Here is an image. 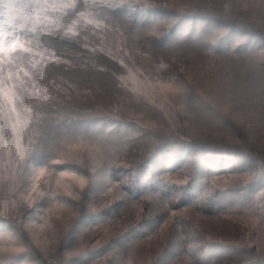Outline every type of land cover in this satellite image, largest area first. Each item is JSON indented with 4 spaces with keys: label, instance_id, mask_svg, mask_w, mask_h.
<instances>
[{
    "label": "trees",
    "instance_id": "1",
    "mask_svg": "<svg viewBox=\"0 0 264 264\" xmlns=\"http://www.w3.org/2000/svg\"><path fill=\"white\" fill-rule=\"evenodd\" d=\"M74 2L78 8L71 19L63 18V13L55 14L56 17L63 19L59 21V28L55 24L49 26L54 35L46 36L45 32L40 31L28 34L25 39L32 41L28 44L31 52L17 54L13 57V62L10 65L5 64L3 68V78L7 79L10 73L13 77L8 82V87H14L22 117H25V111H32L35 118L33 121L41 124L54 112L66 113L75 110L90 115L57 126L52 131L58 128L76 133L95 130L99 135L111 138L122 130L127 132L133 130V137L129 139L127 147L119 156L120 162H123L122 166H109L105 173L99 172L98 169L94 174L91 171L87 173L90 175V186L86 190L92 192L89 196L91 199L97 198L102 189L105 188L106 192L113 185L115 187L106 194L99 205L85 211L82 205L79 207L70 231L63 237L67 241L61 249L66 250L72 244L79 246L85 244L93 227L104 228L109 237L102 240L99 246L76 254L64 260V263L264 264V256L259 250L253 245L247 247L240 244L246 235L244 231L246 228L232 217H228L226 212L229 208L247 207L246 203L253 200L254 196L260 195L262 191L264 193V174L249 182L240 193L228 191L202 197L212 177L239 175L248 171L257 173L256 167L250 164L248 169L246 164L248 163L246 156H258L264 161L262 154L264 150L258 149L260 142L256 134L252 133L251 140H247L235 122L221 118L224 120L222 121L224 126L230 125L235 137H230L229 140L216 136L212 139H189L188 134L191 135L189 126L181 121L176 124V130L180 133L171 129L166 132L160 129L149 131L127 119L132 116L128 115L125 108L117 112L110 106L109 101L106 106H98L88 101V92L91 89L101 92L97 83L90 84V80L101 78L107 81L109 77L116 79V76L125 73L124 68L118 63V57H111L110 51L104 48L106 45L100 42L95 34L96 27L87 24L86 18L89 16L93 15L95 21L98 18L107 26L114 25L112 23L115 20L133 23L132 26H135L145 24L150 18L166 20L176 18L171 32L168 31L160 38H153L150 45L148 44L149 48L156 50L163 49L175 39V32L179 31L178 23L183 21L201 24L213 22L214 18L183 17L179 12L164 6L147 5L141 8L138 4L134 6L131 3L118 4L114 0ZM110 5L113 7H109ZM73 22L75 23L73 31L76 34L75 36L69 34L71 38H67L64 33L72 27ZM217 26L228 28L226 25H212ZM208 27L210 26L203 25L201 27L203 30L199 33L191 27L183 41L198 39L206 34ZM101 32L107 37V31ZM243 32L242 29H228L215 43L202 45L201 49L205 53L218 56L217 58L232 54L240 55L243 61L248 54L251 56L247 60L248 63L264 72L260 66L261 61L264 62L262 56L264 30L255 28L248 34L244 33L245 36ZM238 33L245 38L251 35L250 40L234 48L232 43ZM19 35L24 36V33L21 32ZM122 38L127 39L126 32ZM252 45L258 53L249 54L248 49ZM56 60L60 63H56ZM124 60L128 59L124 57ZM24 72H28L29 75L25 76ZM45 88L47 92L44 91ZM78 89L81 91L79 96L85 97L83 105L73 106L72 103L61 102L77 98L78 96L73 97L71 93ZM37 100L40 101L39 104L36 103ZM65 108L66 112L61 110ZM92 109L98 110L99 113H94ZM143 141H147V144L138 149L135 144ZM241 149L246 156L239 151ZM36 155L33 162L37 167L45 166L50 159L47 151H41ZM86 163L91 165L94 159L86 160ZM74 167L81 172L85 171L79 164H74ZM99 177L101 180H98ZM183 179L186 181L183 182ZM0 226L5 229L13 227L8 220L1 217ZM256 227H259L258 224ZM198 228L201 231L205 228L203 233L216 240L205 238L203 233L199 235ZM252 232L255 235L256 231ZM24 242L27 250H34L28 244V240ZM31 261L49 264L44 263L37 255H29L26 252L13 256L8 260V264H26Z\"/></svg>",
    "mask_w": 264,
    "mask_h": 264
},
{
    "label": "rangeland",
    "instance_id": "2",
    "mask_svg": "<svg viewBox=\"0 0 264 264\" xmlns=\"http://www.w3.org/2000/svg\"><path fill=\"white\" fill-rule=\"evenodd\" d=\"M114 1L118 4L131 3L133 6L138 4L141 8L147 5L164 6L179 12L183 17H209L210 19H214H212L213 22H202L201 24L183 21L178 23L177 27L179 31L175 32V39L163 49L156 50L149 48L148 44L153 38H160L168 31L171 32L176 18L167 20L150 18L145 24L135 26H132L133 23L129 24L124 21L115 20L112 23L114 25L107 26L106 23L100 21L98 18L95 21L93 15L89 16L86 18L87 24L96 27L95 34L100 39V42L106 45L104 48L106 51H110L111 57H118V63L124 68L125 73L116 76V79L109 77L107 81L102 80L100 77V79L95 81L90 80V84L97 83L101 92L91 89L88 92V101L94 102L98 106H106L109 101V104L111 103L110 106L114 107L117 112H121V109L125 108L128 115L132 116L127 119L136 122L143 129L149 131L160 129L162 132H166L171 129L176 133H180L176 130V124L181 121L189 126V133H191V135L188 134L189 139H212L216 136V138L223 137L229 140L228 138L235 137V133L230 129V125L224 126L222 124L224 120L221 118H225L230 120V122H235L247 140H251L252 133L256 134L260 142L258 149L264 148V94L261 92L262 83H264V72L253 67L252 63H248L247 60L251 57L248 54L245 56V61H243L240 55L232 54L224 58H217L218 56L205 53L201 49L202 45L215 43L216 39L225 34L228 29H242L244 31L242 34L245 36L244 33L248 34V32H252L255 28H259V17L253 20L251 13H246L243 8V5L252 2V0ZM140 3H143L145 6L140 5ZM96 12L99 13L98 10ZM127 21L129 22V20ZM213 24L226 25L228 28L225 29L220 26L212 27ZM203 25L205 27L210 26L206 28L205 35L195 40L183 41V38L189 34L191 27L199 33L203 30L201 29ZM177 27L176 29H178ZM103 29L107 31V37L101 32L104 31ZM125 32L127 33V39L123 40L122 35ZM243 35L238 33L237 38L232 43L234 48L238 44L243 45L247 40H250L251 35H248L246 38ZM248 52L249 54L258 53L254 45L248 49ZM124 57L128 60H124ZM3 72L0 73L2 77ZM145 82L149 84L153 82L157 84L175 82L177 86L183 85L190 90L192 95L198 97L214 109V115L217 118H204L190 104L177 101L179 93L165 92L163 95L171 97V99L162 100L159 89H157L156 97L150 101L148 96L142 94ZM11 88L15 92L14 87ZM147 91L149 93L151 92L150 89ZM71 94L73 97H78L62 100L61 102L72 103V105H83L85 97L79 96L81 95L80 89ZM83 95L85 96L86 94L83 92ZM137 97L142 101V105L138 108H129V101H134ZM109 98L112 99L109 100ZM0 105L4 106L3 111H0V165H2L0 166V182L3 184V191H0V217L8 220L13 226L12 229H5L0 226V236L3 237L5 242L11 236L25 248L24 252L12 253V255L16 256L26 252L29 255H37L44 263L66 264L64 260L99 246L102 240L109 237V233L104 228L93 227L89 232L90 234L85 244L82 246L72 244L66 250L61 249L67 241L63 237L70 231L71 225L78 214L79 207L82 205L83 211H85V209L92 208L94 205H99L104 200L106 194L112 190L107 192L110 189L108 188L105 192L104 188L97 198L91 199L89 196L92 195V192L86 190L90 186V178L84 190L71 187L74 185V181L68 179V190L81 192L79 199L72 200L71 196L64 195L65 188L62 187L57 201H53L50 194L38 196L36 193H32L31 195L35 197V201L32 203L31 208L25 207L19 195L12 196L10 193V189H12V169L16 165H12V168H9L8 165L10 154L11 158L15 156L17 140H20L22 147H28L31 129L38 130L40 124L37 121H33L35 118L32 111H25V117L20 115L21 108L17 103V95L14 100L16 113H11L8 110V106L4 105L2 100H0ZM61 110L66 112V108ZM92 111L99 113L96 109H92ZM17 116L21 118L18 130L22 132L27 127L29 134L18 136L13 131V125L17 124ZM25 121L28 123L25 124ZM59 130L58 128L54 132H58ZM89 132L86 130L82 134ZM132 137L133 130L129 132L122 130L111 138L106 137L108 141L106 144V152L111 157L112 162L110 165L98 169L99 172L105 173L109 166L123 165V162H120L121 158L119 156L125 147H127L126 145ZM146 144L147 141H143L135 145H137L138 149H142ZM148 145L150 146V144ZM239 151L244 154L243 149ZM247 152L249 154L248 149ZM65 153V159H70L78 153L82 155L85 162L86 160L93 159L87 152L75 146H73L71 152L65 148ZM262 154L264 155V153ZM35 156L37 155L34 154L30 162L34 167H37L33 162ZM93 156H95V153H93ZM246 157L249 163H246L249 167L248 169H250V164L253 165L257 168L256 174L248 171L245 174H228L212 177L202 197L213 196L228 191H239L240 193L241 189L249 182L263 175L264 161L258 156ZM244 176L248 177L246 181ZM48 178L49 175L46 170L43 177L34 181L38 186L37 192H46L47 185L44 184V180ZM98 180H101V178L99 177ZM185 181L183 179V182ZM101 182L103 183L104 181ZM260 193H263V191ZM262 197L263 195L260 194L254 196L252 198L253 200L246 201L247 207L254 205L252 207V215L250 216L246 217L244 214L247 209L243 208L246 207L229 208L226 211L228 217H232L243 228H246L244 230L246 235H244V239L240 244L246 245L247 247L253 245L257 250L264 243V231L256 227L262 212L260 203H264ZM14 200L16 201V210H13ZM61 200L68 201L69 203L61 205L58 202ZM236 209L241 210L234 211ZM9 216L14 218L9 219ZM204 230L205 228L202 231L198 228V234L201 235ZM253 230L256 231L255 235L252 232ZM203 235L205 238H209L208 234L203 233ZM62 239L64 241L60 244ZM24 240H28V244L34 250H27ZM26 264L39 263L31 261L26 262Z\"/></svg>",
    "mask_w": 264,
    "mask_h": 264
},
{
    "label": "snow or ice",
    "instance_id": "3",
    "mask_svg": "<svg viewBox=\"0 0 264 264\" xmlns=\"http://www.w3.org/2000/svg\"><path fill=\"white\" fill-rule=\"evenodd\" d=\"M140 5L145 6L143 3H140ZM109 7H113V5ZM77 8L78 6L74 0H67V2H62V0H0V73L3 72L5 64L10 65L13 62L14 56L19 53L31 52V48L28 47V44L32 41L25 39L28 34H35L40 31L45 32L46 36L54 35L55 33H53L49 26L55 24L56 27L59 28L60 19H71L77 11ZM243 8L246 13H251L253 20L259 17V28L264 29V0H252V2L243 5ZM69 9L72 11H67ZM56 13H63L64 17L58 18L55 15ZM74 27L75 23L73 22L72 27L68 28L64 36L67 38H71L69 34L75 36L76 33L73 31ZM46 29L47 31H45ZM21 32L24 33V36L19 35ZM262 56H264V53H262ZM56 63H60V61L56 60ZM260 66L264 69V62L261 61ZM33 67H35V64H33ZM24 75L28 76L29 74L28 72H24ZM12 78L11 73L8 75L7 79L0 75V100L4 102V105L8 106V110L11 113H16V108L14 106L16 93L11 87H8V82L11 81ZM16 78L19 79V76ZM33 87L34 89L36 88L35 85ZM143 89L144 91L142 94L148 96L150 101L156 97L157 89H159L162 100L171 99V97L163 95L165 92L170 91L172 93H179L177 101L190 104L193 108L198 110L204 118H217L214 115V109L204 101H201L198 97L192 95L190 90L183 85L177 86L175 82L167 84H157L155 82L149 84L145 82ZM148 89L151 90L150 93L147 91ZM44 91L47 92V89L45 88ZM261 92L264 94V83H262ZM36 103L39 104L40 101L37 100ZM141 105L142 101L137 97L136 100L129 101L128 107L138 108ZM3 108L4 106L0 105V111H3ZM88 115L90 114L79 113L75 110H70L66 113L54 112L47 120L40 124L38 130L31 129L28 147H22L20 140H17L15 156L11 158L10 154L8 165L9 168H12V165H16V167L12 169V189H10V193L12 196L19 195L25 207L31 208L32 203L35 201V197L31 195L32 193H36L38 196L50 194L53 201H57L62 187L65 188L64 195L71 196L72 200H77L80 198L81 192L75 190L69 191L68 179L74 181V185L71 187L84 190L89 183L90 175L87 174L89 171L94 174L97 172V169L111 164L112 159L106 152V144L108 143L107 138L99 135V132L94 130L82 134L70 132L65 128H60L58 132L52 131V129L57 126L67 124L76 119L85 118ZM149 115L151 114L149 113ZM20 119L21 118L17 116V124L13 125V131L16 132L18 136L29 134V129L27 127H25L22 132L18 130ZM27 123L28 122L25 121V124ZM73 146L87 152L89 156L93 157L94 163L89 165L83 160L82 155L79 153L72 156L70 159H65V148L71 152ZM41 151H47L50 154V159L45 166L34 167L30 161L34 154ZM93 153H95V156H93ZM74 164H79L85 171L81 172L78 168L74 167ZM50 165L60 167H50ZM46 170L49 175V178L44 180V184L47 185L46 192H37L38 186L34 181L43 177ZM244 177L246 181L248 177ZM114 187L115 185L107 192H110ZM0 191H3L2 182H0ZM261 195H264V193H261ZM58 202L61 205L69 203L68 201L62 200ZM253 206L243 208L247 209L244 213L246 217L252 215ZM260 207L262 208V212L257 224L259 228L264 231V203H260ZM13 210H16L15 200L13 201ZM240 210L241 209H236L234 211ZM173 215H175V213H173ZM8 218L13 219L14 217L9 216ZM9 237L10 239L5 242L3 237L0 236V264H8V260L14 256L12 253L25 251V248L16 239L11 236ZM209 239L216 240L212 237H209ZM259 251L264 255V243L259 247Z\"/></svg>",
    "mask_w": 264,
    "mask_h": 264
}]
</instances>
